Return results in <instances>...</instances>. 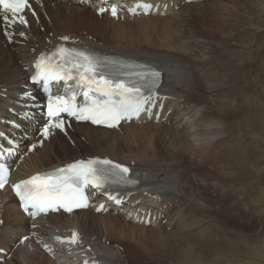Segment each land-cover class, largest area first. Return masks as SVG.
Masks as SVG:
<instances>
[{"label":"bare ground","instance_id":"1","mask_svg":"<svg viewBox=\"0 0 264 264\" xmlns=\"http://www.w3.org/2000/svg\"><path fill=\"white\" fill-rule=\"evenodd\" d=\"M201 1L31 0L36 18L25 14L27 26L16 23L9 28L0 23V144L9 145L12 139L21 152L12 178L78 159L104 157L127 165L131 176L139 180L136 188L114 190L125 199L120 208L99 193L87 209L48 213L33 220L19 210L10 190L3 188L0 264H258L239 260L246 250L243 240L248 243V238L227 237L223 214L224 201L234 199L251 212L243 198L247 179L239 174L237 162L240 156L253 162L264 133L256 151V135H239L231 116L243 109L256 124L251 97H246L244 106L237 105L235 97L242 81L252 92L257 79L264 76L253 81L255 63L240 59L242 54L235 51L233 57L220 58L226 46L223 38L232 39L230 47H234L241 36L237 23H223L216 14L207 20L203 12L197 13L192 24L188 19L180 21L181 10L187 15ZM135 2H151L153 8L134 16L155 24L162 21L149 46L125 45L121 34L110 31L107 35L98 24L114 22L107 12L99 16L98 6L116 3V19H120L129 18L125 10ZM187 4L191 5L185 8ZM248 26L252 27L250 19L244 28ZM227 31L229 37L223 34ZM66 47L115 54L162 70L156 97H148V104L155 102L154 109L116 128L71 121L48 139L37 136L42 117L34 100L41 94L28 81L31 64L40 53ZM261 63L264 66L263 59ZM38 139L42 143L28 152L30 143ZM250 190L255 191L253 185ZM262 194L257 202L264 204ZM101 201L106 211L95 212ZM74 232L78 241L73 245L67 240ZM43 243L49 252L42 250ZM2 251L10 252L11 258L4 259Z\"/></svg>","mask_w":264,"mask_h":264},{"label":"snow or ice","instance_id":"2","mask_svg":"<svg viewBox=\"0 0 264 264\" xmlns=\"http://www.w3.org/2000/svg\"><path fill=\"white\" fill-rule=\"evenodd\" d=\"M29 6L28 0H0V23L9 28L16 23L27 26L23 13ZM115 14L113 10V15ZM20 35L23 36L24 33ZM104 67L106 65L102 62L79 51L58 49L53 55H41L35 64L36 73L31 77L33 82H42L47 88L53 82L75 78L78 88L83 90L85 97L95 92L106 98L103 101L92 100L89 105L77 107L74 103L75 93L70 98L50 96L46 105L49 119L42 128V135L45 138L48 137L51 129L64 130L62 114L74 117L78 121H91L93 124H106L111 127L122 119H130L138 115L143 110L148 98L143 95L136 81L105 76ZM123 75L129 78L136 77L141 81L150 77L155 86L160 74L152 70L146 74L124 73ZM3 171L0 167V189L5 184ZM128 172L127 167L114 164L107 159L76 161L51 173L38 174L22 180L13 185V191L25 211L29 207L33 210L45 211L57 206L71 211L73 207L85 206L86 186L102 189L110 177H119L124 181ZM77 241L78 235L75 232L67 240L73 245Z\"/></svg>","mask_w":264,"mask_h":264},{"label":"rangeland","instance_id":"3","mask_svg":"<svg viewBox=\"0 0 264 264\" xmlns=\"http://www.w3.org/2000/svg\"><path fill=\"white\" fill-rule=\"evenodd\" d=\"M190 1L185 0V2ZM197 4H201V6L194 7L187 15H184L186 10L183 12L181 10L178 15L181 17L180 21L188 19V22L192 24L194 19L197 18V13L203 12L207 20L211 19L212 14H216L223 23H237V31L241 33V36L238 38L237 44L234 47H230L234 42L232 39L228 40L226 37L223 38L226 46L220 52V58H230L236 54H242L239 57L240 59L248 58L255 63L253 81L260 75L264 76V66L260 65L262 64V59L264 60V0H204ZM189 5L191 4H187L184 7L188 8ZM209 8L213 9L209 10ZM128 17L120 19L111 18L114 22L101 21L98 24L101 29L106 31L104 33L107 35L110 31L112 34H121L124 38L120 42L125 45L149 46L152 42L151 39L157 32L156 29L162 25V21L157 20L158 24H155L151 21H142L143 19L138 16ZM170 17L163 19L168 21L167 19ZM249 19L251 20L252 27L248 26L245 29L244 27H247ZM106 24L110 25L107 26ZM85 34L89 36V33L85 32ZM223 34L228 37L230 36L228 31ZM90 36L93 37L92 34ZM242 47L243 49L240 51ZM233 48L235 49L232 51ZM234 51L237 53L231 55ZM249 51L252 54H249ZM243 69L244 64L241 63L240 77L244 79L245 74ZM247 96L251 97L253 103L256 124L248 120V113L243 109L236 110L234 115L231 116V119L235 120L237 124L236 130H238L239 135L243 136L245 133H252V136L256 135L257 142L255 143V149L258 151L257 146L261 145L260 134L264 133V124L261 125L264 123V109L258 112V110L264 108V77L257 79L252 92L247 90L243 81L240 83V89L235 97L237 105L244 106V100ZM245 107L248 110V106ZM85 148L88 149V147ZM236 150L238 151V148ZM237 167L239 174L247 179L245 182L247 188L245 189L246 192L243 194V198L246 200V203H249L250 206L248 208L251 212L248 213L243 205L236 203L235 199L231 203L225 200L223 230L227 237L234 235L237 239L248 238V243H245L243 240L246 250L240 255V261L253 260L258 264H264V204L258 203L259 198L263 196L262 192H264V143H262L260 150L254 153V160L251 164L244 157L240 156ZM249 182L251 184L248 186ZM251 185H253L255 191L250 190ZM2 221L0 219V225ZM104 236H106L105 233ZM115 242L123 245L117 239H115ZM8 258H11L10 252L4 253V259L7 260ZM224 264L234 263L227 262Z\"/></svg>","mask_w":264,"mask_h":264}]
</instances>
